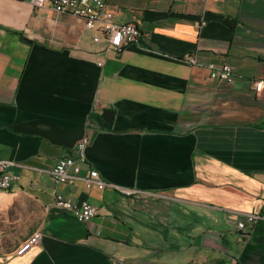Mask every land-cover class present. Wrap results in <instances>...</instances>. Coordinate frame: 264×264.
I'll list each match as a JSON object with an SVG mask.
<instances>
[{
    "label": "crops",
    "instance_id": "obj_1",
    "mask_svg": "<svg viewBox=\"0 0 264 264\" xmlns=\"http://www.w3.org/2000/svg\"><path fill=\"white\" fill-rule=\"evenodd\" d=\"M105 2L143 32L119 55L50 3L0 0V159L23 166L0 215L34 219L17 247L0 245V264H264V233L236 228L239 212L264 218V90L252 87L264 78V0ZM209 63L230 64L234 83L212 80ZM107 108L102 129L93 118ZM86 135L80 177L94 169L135 193L58 187L97 207L83 223L51 205L50 172Z\"/></svg>",
    "mask_w": 264,
    "mask_h": 264
},
{
    "label": "built area",
    "instance_id": "obj_2",
    "mask_svg": "<svg viewBox=\"0 0 264 264\" xmlns=\"http://www.w3.org/2000/svg\"><path fill=\"white\" fill-rule=\"evenodd\" d=\"M32 5L42 7L50 3L58 13H68L81 18L88 29H96L108 42V46L121 54L125 47L132 43H138L142 36V29L134 23L118 24L113 21V13L106 8L105 0H28ZM224 1V0H214ZM201 24H205L204 21ZM99 41V36L94 38ZM195 63V60H192ZM210 78L222 84L231 85L235 80V72L228 63L207 64ZM253 90L260 93L264 90V78L253 81ZM91 143L88 135L82 138L76 145L74 153L61 157L51 170V175L56 187L55 199L51 205L72 212L78 221L87 223L97 214V207L88 201L79 204L73 203L64 193L57 190L58 187L75 180H83L85 184L95 186L103 190L115 188L124 194L131 195L133 190L124 189L106 182L97 170L90 169L85 177H80L81 165L87 161V149ZM23 166L14 160L0 159V191H12L21 186L19 173ZM236 228L246 232L264 218L254 212H239ZM42 233L36 231L25 240L16 250L18 255L24 254L41 240ZM242 241V238L240 239Z\"/></svg>",
    "mask_w": 264,
    "mask_h": 264
},
{
    "label": "rangeland",
    "instance_id": "obj_3",
    "mask_svg": "<svg viewBox=\"0 0 264 264\" xmlns=\"http://www.w3.org/2000/svg\"><path fill=\"white\" fill-rule=\"evenodd\" d=\"M18 220V221H17ZM34 222L33 218H24L22 220L12 216L11 218L0 215V245L5 251H9L19 245L24 238L21 234L28 230V227Z\"/></svg>",
    "mask_w": 264,
    "mask_h": 264
},
{
    "label": "trees",
    "instance_id": "obj_4",
    "mask_svg": "<svg viewBox=\"0 0 264 264\" xmlns=\"http://www.w3.org/2000/svg\"><path fill=\"white\" fill-rule=\"evenodd\" d=\"M225 23L228 25H232L233 21L226 19ZM116 116V111L111 108L104 109L101 114H97L94 116V120L97 122L100 128L102 129H111L114 119ZM262 127L264 129V119L262 121ZM254 233H264V221L257 222L254 226L250 227Z\"/></svg>",
    "mask_w": 264,
    "mask_h": 264
}]
</instances>
